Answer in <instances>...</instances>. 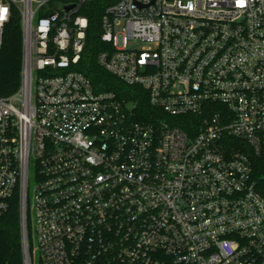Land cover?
<instances>
[{
    "label": "built area",
    "instance_id": "built-area-1",
    "mask_svg": "<svg viewBox=\"0 0 264 264\" xmlns=\"http://www.w3.org/2000/svg\"><path fill=\"white\" fill-rule=\"evenodd\" d=\"M87 1L0 0V49L14 11L23 32L20 89L0 97V216L18 196L25 264L32 226L40 264H264V0L109 4L98 61L146 115L75 69Z\"/></svg>",
    "mask_w": 264,
    "mask_h": 264
},
{
    "label": "trees",
    "instance_id": "trees-1",
    "mask_svg": "<svg viewBox=\"0 0 264 264\" xmlns=\"http://www.w3.org/2000/svg\"><path fill=\"white\" fill-rule=\"evenodd\" d=\"M115 0H90L80 13L89 19L87 39L81 60L75 69L86 74L97 90L113 91L120 98L137 103V111L152 114L155 110L147 100L140 99L128 86L109 73L98 61L99 53L107 48L102 39V17L109 4ZM23 32L21 18L14 11L5 26L0 49V97L8 98L20 89L22 82ZM253 177L257 189L264 195V147L260 154L252 156ZM0 264H25L22 243L19 197L11 200L10 208L0 216ZM83 264V263H78Z\"/></svg>",
    "mask_w": 264,
    "mask_h": 264
},
{
    "label": "rangeland",
    "instance_id": "rangeland-1",
    "mask_svg": "<svg viewBox=\"0 0 264 264\" xmlns=\"http://www.w3.org/2000/svg\"><path fill=\"white\" fill-rule=\"evenodd\" d=\"M34 171H35V163L33 160L31 163V192L29 194L30 203H32V200H33V185L35 183L34 182ZM30 242H31V249H32L33 264H40V250H39L36 230L34 226H32L31 228Z\"/></svg>",
    "mask_w": 264,
    "mask_h": 264
},
{
    "label": "water",
    "instance_id": "water-1",
    "mask_svg": "<svg viewBox=\"0 0 264 264\" xmlns=\"http://www.w3.org/2000/svg\"><path fill=\"white\" fill-rule=\"evenodd\" d=\"M73 7H74V5H70V6H67V9L70 10Z\"/></svg>",
    "mask_w": 264,
    "mask_h": 264
}]
</instances>
